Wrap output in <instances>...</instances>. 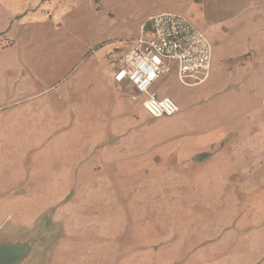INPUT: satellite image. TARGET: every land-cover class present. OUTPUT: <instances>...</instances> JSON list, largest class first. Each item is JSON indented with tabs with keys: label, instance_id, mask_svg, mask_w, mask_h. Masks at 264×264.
Listing matches in <instances>:
<instances>
[{
	"label": "rangeland",
	"instance_id": "1",
	"mask_svg": "<svg viewBox=\"0 0 264 264\" xmlns=\"http://www.w3.org/2000/svg\"><path fill=\"white\" fill-rule=\"evenodd\" d=\"M173 1L0 0V112L14 120L0 135V232L36 233L28 264H140V227L169 213L191 224L186 254L264 264L260 57L217 58L195 88L162 77L151 90L176 102L170 117L112 82L124 43Z\"/></svg>",
	"mask_w": 264,
	"mask_h": 264
},
{
	"label": "crops",
	"instance_id": "2",
	"mask_svg": "<svg viewBox=\"0 0 264 264\" xmlns=\"http://www.w3.org/2000/svg\"><path fill=\"white\" fill-rule=\"evenodd\" d=\"M157 6L153 14L160 12L183 14L197 29L205 32L213 46L210 73H212L217 58L229 59L244 52L252 51L260 57V61L264 62V0H189V2L175 0L160 7ZM189 13L190 16H188ZM125 46L126 43L121 47L119 56L125 50ZM3 105L0 101V107ZM10 112V110L0 112V135H11L8 125L14 120L11 119L13 115ZM46 126L41 129L36 127V135H47L48 127ZM49 130L54 129L49 127ZM52 131H50L51 134ZM180 219L184 218H176L169 213L163 218L164 223L160 230L157 226L154 227L153 223L140 227L145 233L137 234L138 240L134 247V251L142 254H140L142 259L140 264H210L198 253L186 254L193 252L189 242L186 241L187 229L191 226L189 227L188 222L177 223L176 220ZM175 245L178 248H173ZM160 252L171 253L162 258ZM252 253H247L248 260L256 261V255ZM242 258L238 251H234L227 255V264H241ZM211 264H219V262L213 261Z\"/></svg>",
	"mask_w": 264,
	"mask_h": 264
},
{
	"label": "built area",
	"instance_id": "3",
	"mask_svg": "<svg viewBox=\"0 0 264 264\" xmlns=\"http://www.w3.org/2000/svg\"><path fill=\"white\" fill-rule=\"evenodd\" d=\"M212 46L204 31L176 12L147 16L136 36L114 62L113 84L130 89L141 109L151 118L170 117L178 105L151 90L170 74L184 88L206 82L211 71Z\"/></svg>",
	"mask_w": 264,
	"mask_h": 264
},
{
	"label": "water",
	"instance_id": "4",
	"mask_svg": "<svg viewBox=\"0 0 264 264\" xmlns=\"http://www.w3.org/2000/svg\"><path fill=\"white\" fill-rule=\"evenodd\" d=\"M32 232H0V264H28L34 255L36 240Z\"/></svg>",
	"mask_w": 264,
	"mask_h": 264
},
{
	"label": "trees",
	"instance_id": "5",
	"mask_svg": "<svg viewBox=\"0 0 264 264\" xmlns=\"http://www.w3.org/2000/svg\"><path fill=\"white\" fill-rule=\"evenodd\" d=\"M203 160V159H202Z\"/></svg>",
	"mask_w": 264,
	"mask_h": 264
}]
</instances>
